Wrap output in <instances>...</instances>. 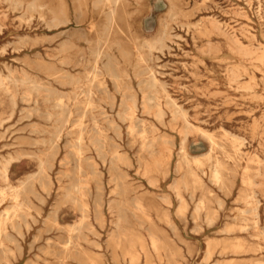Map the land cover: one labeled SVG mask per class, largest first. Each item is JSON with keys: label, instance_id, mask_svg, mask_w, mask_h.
<instances>
[{"label": "rangeland", "instance_id": "rangeland-1", "mask_svg": "<svg viewBox=\"0 0 264 264\" xmlns=\"http://www.w3.org/2000/svg\"><path fill=\"white\" fill-rule=\"evenodd\" d=\"M204 1L0 0V264H264V0Z\"/></svg>", "mask_w": 264, "mask_h": 264}, {"label": "bare ground", "instance_id": "bare-ground-1", "mask_svg": "<svg viewBox=\"0 0 264 264\" xmlns=\"http://www.w3.org/2000/svg\"><path fill=\"white\" fill-rule=\"evenodd\" d=\"M202 1H204V0H202ZM98 2H99V1H98ZM114 2H115V1H114ZM204 2H205V1H204ZM18 4H19V3H18ZM29 6L31 7V5H29ZM114 6H115V5H114ZM108 7H109V6H108ZM209 7H210V6H209ZM28 10H29V9H28ZM107 10H108V9H107ZM169 10H170V9H169ZM61 11H62V10H61ZM108 11H110V10H108ZM63 12H64V10H63ZM60 13H61V12H60ZM58 14H59V13H58ZM58 14H57V15H58ZM62 15H63V13H62ZM77 15H79V14H77ZM60 16H61V15H60ZM108 16L111 17L110 12H109V15H108ZM63 17H64V16H63ZM63 17H62V18H63ZM109 17H108V18H109ZM58 18H59V17H58ZM62 18H61V19H62ZM259 18H260V17H259ZM52 20H53V19H52ZM54 20H57V18L54 17ZM65 20H66V19H65ZM62 21H63V19H62ZM62 21H60L59 24H60ZM48 22H50V21H48ZM65 22H67V21H65ZM197 22H198V21H197ZM52 23H53V22H52ZM52 23H51L50 25H52ZM55 23H58V21H56ZM61 24H63V22H62ZM76 24H77V23H76ZM107 24H109V23L107 22ZM46 26H47V25H46ZM57 26H58V25H57ZM107 26H109V25H107ZM46 28H47V27H46ZM106 29H107V28H106ZM186 31H187V30H186ZM162 34H163V33H162ZM24 37H25V36H24ZM161 37H162V36H161ZM173 37H174V36H173ZM28 38H29V37H28ZM26 39H27V38H26ZM156 39H157V38H156ZM19 41H20V40H19ZM19 41H17V42H19ZM135 41H137V40H135ZM234 41H235V40H234ZM21 42H23V40L20 41V43H21ZM13 43H14V42H13ZM20 43H19V45H20ZM62 43H63V42H62ZM67 43H68V42H67ZM59 44H61V42H60ZM64 44H65V43H64ZM87 44L89 45V42H88ZM144 44H145V43H144ZM153 44H154V43H153ZM174 44H176V43H174ZM22 45H23V44H22ZM141 45H142V44H141ZM66 46H68V45H65V47H64L63 50H65V48H67ZM96 46H99V44H98V45L96 44ZM142 46H143V45H142ZM142 46H141V47H142ZM159 46H161V43H160ZM177 46H178V44H176V47H177ZM61 47H62V45H61ZM141 47H140V49H141ZM165 47H166V45H165ZM94 48H95V46H94ZM97 48H98V47H97ZM138 48H139V47H138ZM177 48H178V47H177ZM164 49H165V48H164ZM58 50H59V49H58ZM58 50H56V51H58ZM95 50H97V49H95ZM165 50H166V49H165ZM60 51H61V50H60ZM159 51H160V49H159ZM61 52H64V51H61ZM91 52H92V50H91ZM93 52H94V50H93ZM93 52H92L91 56L93 55ZM98 52H99V51H98ZM59 53H60V52H59ZM100 53H101V52H100ZM161 53H162V52H161ZM167 53H168V52H167ZM96 54H97V53H96ZM104 54H106V53H104ZM100 55H101V54H100ZM106 55H107V54H106ZM170 55H171V54H170ZM89 56H90V55H89ZM91 56H90V57H91ZM95 56H96V55H95ZM98 56H99V55H98ZM101 56H102V55H101ZM162 56H163V55H162ZM81 57H82V55H81ZM105 57L107 58V56H105ZM91 58H92V57H91ZM102 58H103V57H102ZM109 58H110V57H109ZM140 58H141V56H140ZM150 58H151V57H150ZM83 59H84V58H83ZM148 59H149V58H148ZM154 59H155V57H154ZM156 59H158V58H156ZM149 60H150V59H149ZM66 61H67V59H66ZM66 61H64V62H66ZM108 61H109V59H108ZM155 61H157V60H155ZM67 62H68V61H67ZM67 62H66V63H67ZM76 62H78V61H76ZM110 62H112V61H110ZM149 62H150V61H149ZM86 63H87V62H86ZM145 63H147V62H145ZM36 64H37V62H36ZM64 64H65V63H64ZM88 64H89V63H88ZM88 64H87V65H88ZM106 64H107V63H106ZM33 65H34V63H33ZM100 65H101V64H100ZM43 66H44V65H43ZM43 66H42V68H43ZM107 66H108V65H107ZM107 66H105V67H107ZM111 66H112V64H111ZM228 66H229V65H228ZM34 67H35V66H34ZM91 67H92V66H91ZM101 67H102V65H101ZM4 68H5V67H4ZM92 68H93V67H92ZM92 68H91V69H92ZM102 68H103V67H102ZM107 68H108V67H107ZM109 68H110V66H109ZM37 69H38V68H37ZM39 69H40V68H39ZM84 69H85V68H84ZM112 69H113V68H111V70H112ZM148 69H149V68H148ZM109 70H110V69H109ZM142 70H143V69H142ZM146 70H147V69H146ZM92 71H93V70H92ZM92 71H91V72H92ZM104 71H106L105 68H104ZM143 71H144V70H143ZM91 72H89V73H91ZM96 72L99 73V71H96ZM139 72H142V71H139ZM150 72H151V71H150ZM98 73H97V74H98ZM110 73L112 74V73H114V72H110ZM110 73H109V74H110ZM124 73H125V72H124ZM143 73H145V71H144ZM140 74H141V73H140ZM162 74H163V73H162ZM107 75H108V74H107ZM114 75H116V74L114 73ZM114 75H112V78H113ZM137 75H138V74H137ZM159 75H160V73H159ZM88 76H89V75H88ZM148 76H149V82H150L151 84H152V83H155V82L158 81V80L156 79V77L153 76L152 73H149ZM60 77H61V76H60ZM67 77H68V76H67ZM67 77H66V78H67ZM70 77H71V76H70ZM70 77H69V78H70ZM85 77H86V76H85ZM115 77H116V76H115ZM128 77H129V76H128ZM63 78H64V77H63ZM86 78H87V77H86ZM116 78H117V77H116ZM133 78H134V77H133ZM70 79H71V78H70ZM113 79H114V78H113ZM118 79H119V78H118ZM114 80H115V79H114ZM76 81L78 82L79 80L77 79ZM89 81H90V80H89ZM117 81H118V80H117ZM144 81H145V80H144ZM147 81H148V80H147ZM39 82H40V81H39ZM139 82H140V81H139ZM139 82H138V83H139ZM48 83H49V82H48ZM68 83H70V82H68ZM90 83H92V81H91ZM142 83H143V82H142ZM144 83H145V82H144ZM75 84H76V82H75ZM92 84H93V83H92ZM94 84H95V83H94ZM96 84H97V82H96ZM113 84H114V83H113ZM147 84H148V83H146L145 85L147 86ZM160 84H161L162 86L164 85L163 83H160ZM1 85H2V82H1V80H0V86H1ZM36 85H38V84H36ZM36 85H32V86L36 87ZM49 85H50V84H49ZM139 85H140V84H139ZM141 85H142V84H141ZM161 85H160V86H161ZM38 86H39L41 89H43L42 86H40V85H38ZM90 86H91V85H90ZM93 86H95V85H93ZM103 86H104V85H103ZM113 86H114V85H113ZM152 86H153V85H152ZM165 86H166V85H165ZM179 86L181 87V85H179ZM46 87H47V86H46ZM46 87L44 86L45 89H46ZM128 87H129V86H128ZM150 87H151V86H150ZM150 87H149V88H150ZM48 88H49V87H48ZM93 88H94V87H93ZM95 88H96V87H95ZM95 88H94V89H95ZM98 88H99V87H98ZM101 88H103V87H101ZM113 88H117V86H116V87L114 86ZM126 88H127V86H126ZM126 88H125V89H126ZM144 88H146V87H144ZM158 88H159V87H158ZM50 89H51V88H50ZM50 89H49V93H48V95L51 94V91H52V90H50ZM78 89H79V88H78ZM105 89H107V88L105 87ZM153 89H154V87H153ZM184 89H185V87H184ZM43 90H44V89H43ZM98 90H100V88H99ZM98 90H95V91L98 92ZM103 90H104V89H103ZM126 90H128V89H126ZM137 90H138V89H137ZM150 90H151V89H150ZM47 91H48V90H47ZM117 91H118V90H116V93H117ZM138 91H139V90H138ZM163 91H164V90H163ZM52 92H53V91H52ZM88 92H89V90H88ZM104 92H105V91H104ZM126 92H127V91H126ZM139 92H140V91H139ZM164 92H166V91H164ZM105 93H106V92H105ZM107 93H108V92H107ZM54 94H56V93H54ZM78 94H79V93H78ZM78 94H77V95H78ZM99 94H101V93H99ZM155 94H156V93H155ZM48 95H47V96H48ZM52 95H53V94H52ZM72 95H73V94H72ZM89 95H91V94H89ZM123 95H124V94H123ZM146 95H147V94H146ZM60 96H61V95H60ZM121 96H122V95H121ZM125 96H126V94H125ZM165 96H166L165 98H167L166 100H167L168 104H170V105H172V107L177 108L178 110H180V107L176 106L174 99L170 98V97L167 96V95H165ZM50 97H51V96H50ZM78 97H79V96H78ZM106 97H107V96H106ZM108 97H109V96H108ZM88 98H89V96H88ZM128 98H130V97H128ZM165 98H164V99H165ZM66 99H67V98H66ZM123 100H126V98L124 97ZM130 100H131V99H130ZM145 100H146V99H145ZM146 101H147V100H146ZM112 102H113V101H112ZM120 102H121V100H120ZM165 102H166V101H165ZM167 102H166V103H167ZM34 103H35V102H34ZM122 103H123V102H122ZM56 104H57V103H56ZM60 105H61V104H60ZM62 105H65V104H62ZM119 105H120V103H119ZM119 105H118V106H119ZM120 106H121V105H120ZM125 106H126V105H125ZM133 107H134V106H133ZM64 108H66V105L64 106ZM122 108H123V106H122ZM124 108H125V107H124ZM75 109H76V110H77V109L79 110V108H75ZM126 109H127V107H126ZM128 109H130V108H128ZM65 110H66V109H65ZM110 110H111V109H110ZM124 111H127V110H124ZM175 111H176V110H175ZM75 112H77V111H75ZM75 112H74V113H75ZM88 112H89V111H88ZM160 112H161V111H160ZM184 112H186V111H184ZM163 113H164V112H163ZM27 114H28V113H27ZM63 114H64V113H63ZM164 114H165V113H164ZM164 114H163V115H164ZM24 115L26 116V114H24ZM28 115H29V114H28ZM42 115H43V113H42ZM68 115H69V114H68ZM121 115H124V114H122V112H121ZM63 116H64V115H63ZM80 116H81V115H80ZM82 116H84V114H83ZM91 117H92V116H91ZM102 117H103V116H102ZM125 117H126V116H125ZM125 117H124V118H125ZM127 117H128V116H127ZM127 117H126V118H127ZM170 117H171V116H170ZM182 117H183V116H182ZM26 118H27V117H26ZM28 118H29V117H28ZM135 118H136V117H135ZM159 118H160V117H159ZM19 119H20V118H19ZM59 119H60V118H59ZM92 119H94V118L92 117ZM92 119H91V120H92ZM171 119H172V118H171ZM42 120H43V119H42ZM44 120H45V119H44ZM136 120H137V119H136ZM136 120H135V121H136ZM47 121H48V120H47ZM142 121H143V120H142ZM156 121H157V120H156ZM3 122H4V121H3ZM61 122H63V121H61ZM168 122H169V119H168ZM93 123H94V121H93ZM106 123H107V122H106ZM133 123H134V122H133ZM138 123H139V120H138ZM140 123H141V122H140ZM60 125H61V123H60ZM82 125H83V124H82ZM85 125H86V124H85ZM92 125H93V124H92ZM32 126H33V125H32ZM107 126H108V123H107ZM81 127H82V126H81ZM92 127H93V126H92ZM92 127H91V128H92ZM108 127H109V126H108ZM117 127H118V126H117ZM32 128H33V127H32ZM95 128H96V127H95ZM112 128H113V127H112ZM40 129H41V127H40ZM55 129H56V128H55ZM89 129H90V128H89ZM140 129H141V128H140ZM56 130H57V129H56ZM59 130H60V129H59ZM91 130H92V129H91ZM91 130H90V131H91ZM114 130H115V129H114ZM116 130H117V129H116ZM221 130H222V129H221ZM35 131H37V130H36V129H33L32 132H35ZM42 131H43V130H42ZM81 131H82V129H81ZM94 131H95V129H94ZM111 131H112V130H111ZM140 131H141V130H140ZM45 132H46V131H45ZM58 132H59V131H58ZM91 132H92V131H91ZM29 133H30V131H29ZM96 133L99 134V131L97 130ZM112 133H113V132H112ZM38 134H39V132H38ZM41 134H42V133H41ZM48 134H49V133H48ZM53 134H54V132H53ZM53 134H49V135H50V136L52 135L51 137H53ZM59 134H60V133H59ZM116 134H117V133H116ZM126 134H127V133H126ZM126 134H125V135H126ZM54 135H55V134H54ZM65 135H66V134H65ZM93 135H94V134H93ZM95 135H96V134H95ZM57 136H58V135H57ZM25 138H26V137H25ZM80 138H81V137H80ZM89 138H90V137H89ZM106 138H108V137H106ZM97 139H98V138H97ZM108 139H109V138H108ZM112 139H113V138H112ZM29 140H30V139H29ZM31 140H33V139H31ZM31 140H30V141H31ZM41 140H42V139H41ZM56 140H57V139H56ZM81 140H82V139H81ZM94 140L96 141V139H94ZM100 140H101V139H100ZM131 140H132V139H131ZM34 141H35V140H34ZM42 141H43V143H44V140H42ZM50 141H52V138H51ZM92 141H93V140H91V142H92ZM109 141H111V140L109 139ZM132 141H133V140H132ZM168 141H169V140H168ZM73 142H74V141H73ZM128 142H129V141H128ZM146 142H147V141H146ZM209 142H210V141H209ZM37 143H38V142H37ZM50 143H51V142H50ZM52 143H53V142H52ZM74 143H76V141H75ZM74 143H73V146L75 147ZM129 143H130V142H129ZM129 143H127V145H128ZM168 143H170V142H168ZM40 144H41V143H40ZM54 144H55V143H54ZM54 144H53V146H51V149H53V148H55V147L57 146L56 144H55L56 146H55ZM66 144H67V143H66ZM68 144H70V143L68 142ZM68 144H67V145H68ZM76 144H77V143H76ZM145 144H146V143H145ZM48 145H49V144H48ZM98 145H99V144H98ZM54 146H55V147H54ZM68 146H70V145H68ZM68 146H67V148H68ZM77 146H78V145H77ZM140 146H141V144H140ZM140 146H138V148H139ZM146 146H147V145H146ZM146 146H145V148H146ZM52 147H53V148H52ZM70 147H72V144H71ZM78 147L80 148V146H78ZM115 147H116V146H115ZM216 147H217V145H216ZM218 147H219V145H218ZM221 147H222V146H221ZM221 147H220V148H221ZM75 148H76V147H75ZM79 148H78V149H79ZM147 148H148V147H147ZM151 148H152V147H151ZM220 148H219V149H220ZM140 149H141V147H140ZM149 149H150V148H149ZM137 150H138V149H136L135 151H137ZM181 150H182V149H181ZM69 151H70V150H69ZM69 151H68V152H69ZM98 151H99V150H98ZM138 151H139V150H138ZM151 151H152V149H150V152H151ZM37 152H38V150H37ZM70 152H72V151H70ZM150 152H149V153H150ZM153 152H154V151H153ZM179 152H180V151H179ZM181 152H182V151H181ZM73 153H74V152H73ZM138 153H139V152H138ZM154 153H155V152H154ZM120 154H121V153H120ZM135 154H137V153H135ZM122 155H123V154H122ZM139 155H140V153H139ZM141 155H142V154H141ZM73 156H74V155H73ZM99 157H100V156H99ZM102 157H103V156H102ZM183 157L185 158V156H183ZM71 158H73V157H71ZM110 158H111V157H110ZM125 158H128V157L126 156ZM46 159H47V158H46ZM69 159H70V158H69ZM87 159H88V158H87ZM103 159H105V158L103 157ZM257 159H258V158H257ZM62 160H63V159H61V161H62ZM84 160H86V159H84ZM110 160H111V159H110ZM65 161H66V160H65ZM65 161H64V162L62 161V162L65 164ZM76 161H77V160H76ZM76 161H75V163H76ZM104 161H105V160H104ZM137 161H138V160H137ZM137 161H136V162H137ZM43 162H44V161H43ZM70 162H71V160H70ZM9 163H10V160H7V161H3V162H1V166H0V175H1L2 179H6V178H5V173H6L7 169H8V167H9ZM75 163H73V164L76 165ZM86 163H87V162H86ZM108 163H109V162H108ZM66 164H67V163H66ZM87 164H88V163H87ZM128 164H129V163H128ZM137 164H138V163H137ZM61 165H62V164H61ZM85 165H86V164H85ZM88 165L90 166V164H88ZM76 166H77V165H76ZM111 166H112V164H111ZM74 168H75V167H74ZM111 168H112V167H111ZM111 168H109V169L112 170ZM138 168H139V166H138ZM79 170H80V169H79ZM107 170H108V169H107ZM117 170H118V169H117ZM73 171H74V170H73ZM73 171H71V172L73 173ZM79 172H80V171H79ZM208 172H209V170H208ZM62 173H63V172H62ZM62 173H61V174H62ZM81 173H82V172H81ZM84 173H85V172H84ZM94 173H95V172H94ZM99 173H100V172H99ZM212 173H213V175H214L215 177L217 176V172H216L215 169L212 171ZM69 174H70V173H69ZM92 174H93V172H92ZM92 174H91V175H92ZM106 174H107V173H106ZM62 175H63V174H62ZM78 175H79V174H78ZM118 175H119V174H118ZM202 175H203V174H202ZM208 175H209V174H208ZM66 176H68V175H66ZM58 177L60 178V176H58ZM70 177L72 178L73 175L71 174ZM57 179H58V178H57ZM61 179H62V178H61ZM61 179H60V180H61ZM72 179H73V178H72ZM112 179L114 180L113 177H112ZM60 180H59V181H60ZM75 180H78V179L74 178V182H75ZM118 180H119V179H118ZM97 181H98V180H97ZM111 181H112V180H111ZM119 182H120V181H119ZM119 184L123 185L122 183H119ZM116 186H117V185H116ZM117 187H118V186H117ZM118 188H119V187H118ZM66 189H67V188H66ZM69 189H70V187H69ZM96 189H99V188H96ZM42 191H43V190H42ZM96 192H97V191H96ZM122 192H124V191H122ZM44 193H45V192H44ZM97 193H98V192H97ZM10 195H12V198H13L14 200H16V198H17L18 195H19V194H18V189H12L11 192H10ZM63 196H64V195H63ZM65 198H66V197H65ZM96 198H97V197H96ZM63 199H64V198H63ZM63 199H62V200H63ZM93 200H94V199H93ZM93 202H94V201H93ZM93 202H92V203H93ZM97 202H98L97 204H99L100 201H97ZM114 202H115V201H114ZM27 204H28V203H27ZM107 204H108V203H107ZM94 205H95V204H94ZM94 205H92V206H94ZM116 205H117V203L115 204V206H116ZM136 207H137V206H136ZM120 209H121V208H120ZM122 210H123V209H122ZM78 211H79V210H78ZM93 211H94V210H93ZM53 212H54V210H53L52 212H50V213L52 214ZM100 212H101V211H100ZM122 212H123V211H122ZM54 213H55V212H54ZM54 213H53V214H54ZM96 213H98V212L96 211ZM4 214H5V213H4ZM52 216H53V215H52ZM81 216H82V215H81ZM95 216H96V214H95ZM95 216H93V217H95ZM97 216H98V214H97ZM121 216L125 217L124 215H121ZM121 216H119V217H121ZM50 217H51V216H50ZM123 217H122V218H123ZM52 218L54 219V217H51V220H52ZM46 219H48V218H46ZM55 219H56V218H55ZM93 219H94V218H93ZM95 219H96V218H95ZM95 219H94V220H95ZM97 219H98V218H97ZM52 221H53V220H52ZM54 221H55V220H54ZM51 223H52V222H51ZM47 224H48V223H47ZM52 224H53V223H52ZM42 225H43V224H42ZM81 225H82V224H81ZM47 227H48V225H47ZM48 230H49V229H48ZM48 230H47V231H48ZM76 232H78V231L76 230ZM76 234H77V233H76ZM263 236H264V235H263ZM72 237H73V236H72ZM258 237H259V235H258ZM260 237H261V236H260ZM38 238H39V237H38ZM73 238H74V237H73ZM254 238H255V236H254ZM35 239H36V238H35ZM35 239H34V240H35ZM262 240H263V239H262ZM65 241L68 242V240H65ZM50 242H51V241H50ZM50 242H49V243H50ZM93 243H94V242H93Z\"/></svg>", "mask_w": 264, "mask_h": 264}]
</instances>
